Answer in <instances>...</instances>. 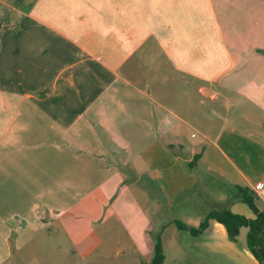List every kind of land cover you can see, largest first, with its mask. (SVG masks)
Here are the masks:
<instances>
[{
    "label": "crops",
    "instance_id": "crops-1",
    "mask_svg": "<svg viewBox=\"0 0 264 264\" xmlns=\"http://www.w3.org/2000/svg\"><path fill=\"white\" fill-rule=\"evenodd\" d=\"M225 183L264 185V0H0V264H140L159 230L177 264L174 219L254 217Z\"/></svg>",
    "mask_w": 264,
    "mask_h": 264
},
{
    "label": "trees",
    "instance_id": "trees-1",
    "mask_svg": "<svg viewBox=\"0 0 264 264\" xmlns=\"http://www.w3.org/2000/svg\"><path fill=\"white\" fill-rule=\"evenodd\" d=\"M198 157L199 155H195L194 160ZM190 165L192 166V163ZM190 165L188 164L189 167ZM225 186L227 199L245 203L254 214V217H248L232 211L229 207H224L208 210L203 215L197 227L190 226L178 219H174L173 222L177 229L188 232V234L193 236L206 229L211 221L219 222L223 225L228 239L237 244L240 229L244 227L246 228L244 247L259 264H264V208L260 209L258 207V196L249 187L230 183H225ZM164 256L161 230H159L153 235V254L151 259L149 261H142L140 264H162Z\"/></svg>",
    "mask_w": 264,
    "mask_h": 264
},
{
    "label": "rangeland",
    "instance_id": "rangeland-1",
    "mask_svg": "<svg viewBox=\"0 0 264 264\" xmlns=\"http://www.w3.org/2000/svg\"><path fill=\"white\" fill-rule=\"evenodd\" d=\"M218 188L221 187L222 188H226L225 185H221L219 184L217 186ZM224 191V189H222ZM226 190V189H225ZM241 232L238 236V244H244L245 242V233H246V228L242 227L241 228ZM154 234V232L152 233ZM164 244L167 248V252L169 253V256L171 255L173 260L177 263V264H200V260L196 261V260H190L188 257L184 256L181 252H179V250L176 248L178 245L181 244L180 241L182 240H188L189 235L186 232L183 231H179V229H177V227H175L174 225L169 226L168 228L165 229V233H164ZM182 239V240H181ZM56 254L58 256L60 250L57 247L56 248ZM212 262H215V264H220V263H224L222 261H210V264H212ZM25 263H27V259H25ZM226 264H251L248 261H242V260H236V259H227V262H225Z\"/></svg>",
    "mask_w": 264,
    "mask_h": 264
},
{
    "label": "built area",
    "instance_id": "built-area-1",
    "mask_svg": "<svg viewBox=\"0 0 264 264\" xmlns=\"http://www.w3.org/2000/svg\"><path fill=\"white\" fill-rule=\"evenodd\" d=\"M255 193L257 194L258 197L264 198V185L258 188Z\"/></svg>",
    "mask_w": 264,
    "mask_h": 264
}]
</instances>
